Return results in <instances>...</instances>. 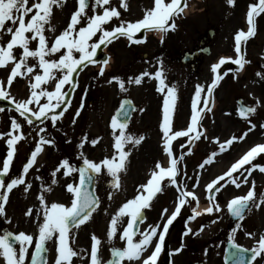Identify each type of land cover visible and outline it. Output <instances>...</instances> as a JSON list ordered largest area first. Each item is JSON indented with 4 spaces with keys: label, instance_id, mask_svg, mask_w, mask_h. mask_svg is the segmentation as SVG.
Listing matches in <instances>:
<instances>
[{
    "label": "rangeland",
    "instance_id": "374dc122",
    "mask_svg": "<svg viewBox=\"0 0 264 264\" xmlns=\"http://www.w3.org/2000/svg\"><path fill=\"white\" fill-rule=\"evenodd\" d=\"M73 2H76V0H67L63 8H54L51 23L55 27V32H48V36L59 35L67 26L71 16H69L65 7L67 5L70 6ZM127 2L129 8L125 11L119 8L120 0H111L112 6L117 7L121 11V19L127 21L143 18L145 11L154 6V0H127ZM253 2H256V0H236L235 6H230L227 0H187L188 7L184 13L175 19L177 27L174 31L166 34L164 44L175 46L174 48L169 46L173 48L171 51L180 49V53H184L185 51L190 52L192 46L193 48L197 47L201 37L204 36L206 38L209 42V56L201 55L200 62L202 61L203 63L195 71V76H190L189 70L182 68L180 64L176 65L165 60L159 46L161 42L160 35H158L159 38L156 36L155 38L150 37L145 45L138 47L130 44L126 38L121 37L118 40H114L110 45L101 46L97 50V55L94 59L103 61L104 56H106L109 60L103 76L99 75V69L103 66L101 63L89 64L82 71L78 70L74 74V79L78 82V86L74 91L71 90L69 85H65L64 90L69 91L68 99L72 103L63 118L57 122L56 127L52 126L51 121L41 123L34 120L32 125H28L19 116V113L14 110V104L10 100L0 99V108L4 109L3 112H0V132L10 131L11 120L16 118L22 122V131L25 136V139L17 144V151L10 172L5 177L6 182L22 174L23 166L27 163L39 140V128L45 127L46 132L41 133V135H45L46 138L55 141L53 145L44 146V150L37 157V163L29 170L26 176V183L31 184L29 191L25 192V186L20 185L10 193L9 202L6 205L8 219L0 217V234L7 230L14 233L24 231L34 236L38 235V221L35 215L30 217L25 215V213L29 208L33 210L34 214L37 211L42 213L38 200L39 194L43 191L42 185L45 187L51 186L52 188L51 192H45V198L49 204L62 203L65 206H70L72 197L67 192L66 185L77 182V172H73L70 176H65L62 174L63 169H61V172H58L55 177L52 176V172L64 159H67L71 165L78 168L77 166L82 163L81 152L88 159L95 162L113 155L114 139L110 127L111 118L119 106L120 100L129 97L134 101L137 112L129 121L127 131L134 136H139L140 133L144 134L145 132L147 138L139 145L126 146V150L130 151V156L127 161V170L121 174V188L119 190L105 187V183L112 180L106 170L96 175L95 188H97V195L100 198V206L89 221L78 229H73V247L83 253L82 259L74 258V264H90V246L93 234L102 241L101 257L105 263L109 260L110 250L113 245L124 247L125 242L118 238L109 242L107 231L110 219L118 208L126 202L125 193L132 190L135 182L138 184L134 194L132 193L133 191L130 194L131 199L137 194L138 186L147 182L149 173L152 172L155 164L158 161L165 162V157L161 151V140L163 137L160 128L161 124L158 125L157 119H154L156 111H158L159 100L157 99H160L165 94L157 91L158 81L149 77H145L141 85L126 83L127 92H121L115 81L112 84L107 83V81L113 76H119L127 81L129 77H136L144 71L154 73L160 67L159 62L163 61L166 83L169 86L175 85L177 90L173 127L176 130L186 129L190 123L191 103L195 95L196 86H204L205 78H209L208 66L210 64L218 62V59L222 56H236L234 36L238 30H247L246 13L249 5ZM256 24L257 34L250 38L246 45L242 46V53L245 55V59L250 61L244 74H236L234 64L231 61L226 62L220 70L221 74L227 73V75L224 76L223 82L216 92L213 111L206 112L201 122L202 130H205V135L209 139L201 137L200 140L195 141L192 145H187L186 137L177 138L173 142L176 154L178 156L185 154L181 167L187 173V176L182 174L178 179L185 181L189 189H191L196 176L199 175L200 177V187L196 188L195 191L200 197L201 209L208 206L204 185L226 172L231 167V164L235 162H232L233 157L243 147L250 143H264V128L259 126L264 124V80L256 75L257 72H264V14L256 18ZM114 26L116 24L112 22L107 25V27ZM208 31L213 33L211 38L208 36ZM97 36H99V33ZM9 38V35L4 36L5 41ZM136 38L143 39L141 34L136 35ZM95 39L97 37H93V40ZM31 46L35 48V42ZM15 51L18 53L21 50L16 49ZM145 54L149 57L147 61L143 58ZM75 55L78 56L79 54L76 53ZM56 58H59V54H57ZM30 62L35 63V61ZM10 67L11 65L9 70L0 68V80H6L10 74ZM30 79L31 74L28 77H17L13 81L11 88L8 89L11 96L16 100L28 98L31 91ZM54 86L55 81L42 85V87L50 91L54 89ZM238 98L243 99L248 106H256L257 100L261 102L257 107V112L251 117V120L257 124V128L248 132V135L243 140L234 141L227 151L219 153L211 164H207L204 169H200L199 165L212 152H218L219 145L215 142V138H219L221 142H224L233 136H242L250 128V124L237 114L238 108L235 100ZM43 102H45V98L42 97L41 103ZM81 104H83V108L80 116L75 118L76 123L73 124L72 120L75 111L80 108ZM32 107H35V105ZM160 110L163 111L162 107ZM141 123L143 126L139 130ZM85 136L89 142L85 143L83 148H80L81 140ZM97 138H99V142L93 146L90 141ZM6 139L7 137L0 139V167H2V161L6 158L8 151ZM144 144H146V147L142 151ZM181 144H186V147L181 148ZM187 147L192 148L190 154H187ZM139 158L142 160L141 163H139ZM130 160L134 162L133 167L129 165ZM230 162L232 163L230 164ZM149 163L152 164V167L148 169ZM253 163L264 165V154L257 157ZM218 164L222 165L216 171H212V173L210 167H216ZM245 167L250 166L246 165ZM234 175H239V173ZM188 177L192 179H188ZM53 179L57 180L54 185L51 183ZM252 180H255L257 193L264 192V173L259 172L258 169L255 170L252 176L249 177V181L251 182ZM162 186H166L165 190L157 194V198L153 201V206L145 211L147 219L144 225L141 226L142 229L149 224H162L164 221L161 218L163 209L167 208L171 211L176 202V191H173L167 181H164ZM250 186V183H242L240 188H236L235 185L228 183L216 196L222 210L213 214H202L195 220H189L191 207L196 206L194 201L191 206L185 205L182 208L181 214L170 226L169 233L165 239V246L167 245L166 249H168L167 253H174V250L180 248L183 244L180 254L177 257H173L175 260L174 264H194L199 262L201 264H224L225 245L227 242L235 243L246 249L256 247L259 236L264 234V205H261L259 209L253 208L251 212L246 214L243 221L238 222L230 220L226 207L233 197L245 195ZM109 193H112V199L108 198ZM9 220L10 223L8 222ZM238 223L241 227L236 229ZM201 226H203L202 231ZM189 227L192 229V233L185 236L184 232ZM234 229H236L235 232L233 231ZM248 233L253 235L250 236ZM230 237H232L231 241ZM47 246L49 249L48 264H53L56 255L55 245L52 241H49ZM33 249L34 245L29 249V253ZM167 258L168 254H166L164 260H167ZM252 264H264V259L257 257Z\"/></svg>",
    "mask_w": 264,
    "mask_h": 264
},
{
    "label": "snow or ice",
    "instance_id": "6c2138e0",
    "mask_svg": "<svg viewBox=\"0 0 264 264\" xmlns=\"http://www.w3.org/2000/svg\"><path fill=\"white\" fill-rule=\"evenodd\" d=\"M76 2L78 7L72 12L67 26L59 35L50 37L47 33L55 32V27L51 23L54 8H63L67 0H0V68L9 70L11 65L10 74L6 80H0V99L10 100L14 104V110L28 125H32L34 120L41 123L51 121L52 126L56 127L57 122L63 118L72 103L68 99L69 91L64 90L65 85H69L72 91L78 86L74 74L78 70L82 71L89 64L101 63L103 66L99 69V75H104L108 58L103 61L94 59L101 46L106 47L121 37L126 38L130 44L145 43L147 42L146 33L153 31L160 34V40L163 42L169 30L176 29L175 19L188 7L187 0H154V6L145 11L143 18L127 21L121 19V11L112 6L111 0H93L91 3L90 0H76ZM227 3L230 6H235L236 0H227ZM119 8L127 11L129 8L127 0H120ZM261 14H264V0H256L249 5L246 13L247 30H238L234 36L236 56L220 57L218 62L211 65V72L214 74L211 83L207 87L196 86L191 103L190 123L186 129L176 130L173 127L177 90L175 85L169 86L166 83L163 61L159 62L160 67L154 73L144 71L136 77H129L127 81L119 76H113L107 81L109 84L115 81L121 92L128 91L126 83L141 85L145 77L158 81L157 91L165 94L160 128L163 133V152L168 159L166 165L158 161L147 182L138 186L137 194L123 203L111 216L107 231L108 240L112 242L118 238L125 242V246L113 245L111 247L112 258L106 264H125V262L127 264H157L164 250L169 228L181 214L182 208L185 205L191 206L193 201L195 202L196 206L191 207L192 215L189 220H195L205 213L213 214L221 211V205L216 196L228 183L235 185L236 188H240L242 183L251 185L245 195L235 196L227 203L226 207L232 217L243 221L246 214L253 208L259 209L261 205H264V192L257 193L255 180L249 181V177L255 170L258 169L259 172L264 173V165L253 163L257 157L264 154V143H258L251 147L231 164L226 172L204 185L208 206L203 209L200 208V197L195 191L200 187V177L196 176L191 189L185 181L178 179L182 174L187 176L181 167L185 154L178 156L173 146V142L181 137L187 138V145L194 144L201 137L209 139L205 135V130H202L201 122L206 112L212 111L214 90L227 75V73L221 74V66L231 61L239 66V71L250 63L242 53V46L257 34L256 18ZM110 22L115 23L116 26L107 27ZM141 30H144L145 36L143 39H137L136 34ZM98 33L99 36H97ZM5 35L10 36L6 41L4 40ZM93 37H97V39L93 40ZM33 42L36 44L35 48L31 46ZM16 49L21 51L17 53ZM76 53L79 55H75ZM57 54H59V58H56ZM30 61H35V63ZM29 74H31L30 96L23 100H16L8 89L11 88L17 77H28ZM256 75L264 80V72H257ZM50 81H55L54 89L51 91L42 87ZM42 97L45 98L43 103H41ZM260 103L257 100L256 106L240 104L237 114L250 124V128L242 136H233L224 142L215 138V142L219 145L218 152H212L199 165L200 169L211 164L219 153L227 151L234 141L243 140L248 132L257 128V124L251 120V117L257 112ZM33 105L35 107H32ZM82 108L83 104L75 111L73 124L76 123L75 118L80 116ZM3 111L4 109L0 108V112ZM132 111H135L134 105L129 100H124L111 118L110 127L114 139L113 155L95 162L81 152V167L75 168L67 159H64L52 172L53 177L61 172V169L65 176H70L73 172L79 173L78 184L68 183L66 185V190L72 197L70 206H65L62 203L49 204L46 201L45 192H51L52 188L42 185L43 191L38 196L42 213L37 211L34 214L31 208L25 213L30 217L35 215L38 221V235L34 236L24 231L18 233L7 231L0 234V264H48L47 252L49 249L47 245L49 241L55 245L56 255L53 264H74V258H83L82 251H77L73 247V229H78L89 221L100 206V198L95 195L94 191H90L89 187L94 184L96 175L106 170L112 177V187L119 190L121 174L126 172L130 156V151L126 150V146L139 145L145 139L143 136H134L127 131ZM259 126L264 128V124ZM45 132V127L39 128V140L27 163L23 166L22 174L11 178L9 182L5 181V177L10 172L17 144L25 139L22 122L12 118L11 130L0 132V139L7 137L8 148L6 158L0 167V217H4L6 220L8 219L6 205L9 202L10 193L20 185L25 186V192L29 191L31 184L26 183L29 170L37 163V157L44 150V146L55 143L53 139L41 135ZM87 142L89 141L85 136L81 140L80 148H83ZM98 142L99 138L90 141L93 146ZM185 147L186 144H181V148ZM191 151L192 148L187 147V154H190ZM246 165L250 167H245ZM237 173L239 175H234ZM166 179L169 185L175 186L178 193L174 210L169 214L167 208L163 209L161 218L165 222L162 226L161 224H149L142 229L141 225L147 219L145 210L151 208L157 194L165 190L166 186H162V182ZM188 179L192 178L188 177ZM51 183L54 185L57 180L53 179ZM108 198L112 199V193H109ZM125 218H127L126 223ZM8 222L10 223V220ZM240 227L241 225L238 223L236 229ZM236 229L233 231L235 232ZM202 230L203 226H201ZM190 233H192V229L189 227L184 235L187 236ZM248 235L253 234L248 233ZM229 239L231 241L232 237ZM91 241L90 264H105L101 257V239L93 234ZM33 245L34 251L29 253V249ZM233 248L236 249L233 253L234 264H252L257 257L264 259V234L259 236L256 247L242 249L233 243ZM182 249L183 244L174 251L179 253ZM249 252L251 253L250 257L245 255Z\"/></svg>",
    "mask_w": 264,
    "mask_h": 264
},
{
    "label": "flooded vegetation",
    "instance_id": "af4514ba",
    "mask_svg": "<svg viewBox=\"0 0 264 264\" xmlns=\"http://www.w3.org/2000/svg\"><path fill=\"white\" fill-rule=\"evenodd\" d=\"M91 2H93V0H90V3ZM66 8V10H67V12H68V14H69V16H71V13H72V11L76 8V2H73L70 6L69 5H67V7H65ZM170 23H171V21H169ZM172 31H174V30H169V32H172ZM154 32V31H153ZM150 37H153V38H155V36H154V33H151V32H149V33H147V41H148V39L150 38ZM146 44V42L145 43H143L142 45H145ZM198 44L199 45H197V47H194L193 48V46H192V55H193V53H195V52H197V53H199L207 44H206V42H205V40L203 39V37H201L200 38V40L198 41ZM147 45H149V43H147ZM146 45V46H147ZM137 47L138 46H141V45H136ZM159 46H160V48H161V50H162V56L163 57H165V60L167 61V62H171V63H173V64H176V65H179L180 64V49L179 50H174V51H171L175 46H173V45H165L164 44V41L163 42H160L159 43ZM169 46H173V48H170ZM143 58L147 61V59H149V57H148V55H143ZM200 60H201V53L200 54H198V56H196L195 58H194V55H193V58H192V60L190 61V63H188L187 65H180L182 68H185V69H188L189 70V75L191 76V75H193V76H195V71L199 68V67H201V65H202V61L200 62ZM213 73H211V65L210 66H208V76H209V78L208 77H206L205 78V81H204V86L205 87H207L210 83H211V81H212V79H213ZM218 88V87H217ZM216 88V89H217ZM216 92L217 91H214V93H213V97L212 98H214V99H216V97H215V95H216ZM162 94H164V93H162ZM161 94V95H162ZM164 96L165 95H162L161 97H160V99L158 98L157 100H159V102H158V111H156V114H155V117H154V119H157L156 121H157V123H158V125L159 124H161V122H162V115H163V111H161L160 110V108L162 107V110H163V101H164ZM161 100V101H160ZM137 111H136V105H135V113H136ZM134 113V114H135ZM143 125H142V123H141V125L139 126V130H140V128L142 127ZM162 132V131H161ZM139 136H143L144 138H147V134L144 132V134H142V133H140V135ZM143 142V141H142ZM145 147H146V144H144V148H142V151H144V149H145ZM143 156V155H142ZM142 162V160H141V158H139V163H141ZM134 164V162H133V160H130V162H129V165H131L132 167L134 166L133 165ZM150 164V163H149ZM152 167V164H150L149 165V167H148V169L149 168H151ZM133 171V170H132ZM150 175H151V173H149V176H148V178H147V180L150 178ZM141 177V176H140ZM67 179L69 180V178L67 177ZM138 183L137 182H135V184L133 185L134 187L132 188V190L130 191V192H126L125 193V199H126V201L127 200H129V199H131V197H130V194H131V192L134 194V191H135V189H136V185H137ZM108 186V187H107ZM105 187H107V188H109V187H112V184H111V180H110V182H107V183H105ZM170 187L172 188L173 186L172 185H170ZM113 188V187H112ZM114 189V188H113ZM145 211H147V209L145 210ZM148 213H149V211H148ZM126 223V222H125ZM228 243V242H227ZM227 243H226V245H227ZM225 245V246H226ZM84 246H86V245H84ZM83 247V246H82ZM167 248V245L164 247V250L162 251V253H161V255H160V257H159V260H158V262L157 263H164V262H166L165 264H174V259H173V257H177V255H179L180 254V252L179 253H176V252H174V253H167V250L168 249H166ZM226 252H227V246H226V248H225V253H224V257H225V259H224V264L226 263ZM166 254H168V258H167V260H164V257L166 256Z\"/></svg>",
    "mask_w": 264,
    "mask_h": 264
},
{
    "label": "water",
    "instance_id": "95a60500",
    "mask_svg": "<svg viewBox=\"0 0 264 264\" xmlns=\"http://www.w3.org/2000/svg\"><path fill=\"white\" fill-rule=\"evenodd\" d=\"M210 37H212V33H210ZM205 53L206 54H208L207 53V49L205 50ZM184 57H183V60H182V63H187L191 58H192V55H188V54H184L183 55ZM124 100H127V99H123V100H121L122 102L124 101ZM129 100V99H128ZM130 101V100H129ZM121 102V103H122ZM131 102V104H132V101H130ZM242 103V100H237V105H238V107L240 106V104ZM133 105V104H132ZM133 113V111L131 112V114ZM128 124H129V121H128ZM82 166V164L79 166V167H81ZM89 190L90 191H94V188H93V185L92 186H90L89 187ZM230 214V213H229ZM231 219L233 220V221H235V220H237L235 217H232L231 216ZM227 246H228V248H227V262H226V264H234V260H235V258H234V256H233V253L236 251V249H234L233 248V245H231V244H227ZM245 255L246 256H248V257H250L251 256V253L249 252V253H245ZM112 258V257H111Z\"/></svg>",
    "mask_w": 264,
    "mask_h": 264
},
{
    "label": "bare ground",
    "instance_id": "6f19581e",
    "mask_svg": "<svg viewBox=\"0 0 264 264\" xmlns=\"http://www.w3.org/2000/svg\"><path fill=\"white\" fill-rule=\"evenodd\" d=\"M156 36L157 35H159L158 33H156L155 34ZM254 145H256V143H250V144H248L246 147H243L241 150H240V152L239 153H237L234 157H233V161L232 162H234V161H236V159L238 158V157H241V156H243L251 147H253ZM232 162H230V164L232 163ZM220 165H222V164H218V165H216V167H214V166H211L210 167V169H211V172L213 171H216V169H218V167L220 166ZM212 172V173H213ZM169 213H170V211H169Z\"/></svg>",
    "mask_w": 264,
    "mask_h": 264
}]
</instances>
